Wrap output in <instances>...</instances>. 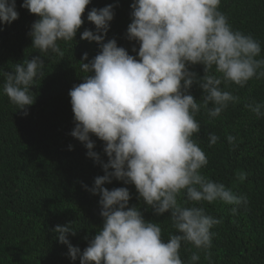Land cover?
<instances>
[{
  "label": "clouds",
  "instance_id": "9594fccd",
  "mask_svg": "<svg viewBox=\"0 0 264 264\" xmlns=\"http://www.w3.org/2000/svg\"><path fill=\"white\" fill-rule=\"evenodd\" d=\"M90 3L23 0L21 7L37 17L28 35L39 55L15 63L11 71L0 69V94L22 115L35 102L32 86L45 76L43 58L65 57L61 42L75 40ZM220 5L221 0H133L126 38L139 45L132 48L135 56L115 38L105 42L116 5L87 12L86 19L95 28H86L80 38L96 42L100 51L90 60L83 53L79 63L83 82L69 90L75 124L70 135L104 171L92 187L82 185L99 195L102 225L83 250L69 239V234L76 235L73 222L51 229L67 246L72 261L198 264L203 253L213 264L211 230L222 220L203 204L230 205L233 215L248 209L247 195H237L203 173L209 160L197 138L201 131L197 116L202 112L215 120L241 103V97L228 90L231 85L245 88L251 80H264L260 41L234 29ZM18 18L16 0H0V25ZM197 64L203 66V75L190 70ZM193 84L202 89L199 99L191 94ZM243 106L256 119H264V101L245 100ZM93 135L103 142L106 162L94 151ZM207 139L212 147L220 137L208 132ZM226 139L230 150L238 147L236 136L228 134ZM113 179L133 185L137 200L154 215L169 213L172 231L167 239L160 223L145 219L138 205L129 206L128 187L104 186ZM235 179L243 182L246 173L237 172ZM188 245L195 251L184 260L181 249Z\"/></svg>",
  "mask_w": 264,
  "mask_h": 264
},
{
  "label": "trees",
  "instance_id": "16d2710c",
  "mask_svg": "<svg viewBox=\"0 0 264 264\" xmlns=\"http://www.w3.org/2000/svg\"><path fill=\"white\" fill-rule=\"evenodd\" d=\"M132 2L91 0L82 14L84 24L75 40L61 42L65 57L43 58L45 76L31 88L35 102L28 107L27 115L0 94V264H80L79 258L72 261L68 257L67 246L58 242L51 229L73 222L76 235L69 234V239L83 250L102 225L99 195L91 194L82 185L92 187L94 178L104 175V171L86 155L88 150L83 143L70 135L75 124L68 93L83 82L79 72L83 53L87 52L90 60L100 51L96 42L80 38L86 28H95L86 19L92 7L116 5L105 42L115 38L118 46L136 55L132 48L135 45L138 49L139 45L126 38ZM22 3L23 0H16L19 18L10 25H0V69L4 71L39 55L31 48L28 35L37 17L21 7ZM220 10L234 29L260 41L264 56V0H221ZM190 70L203 75L202 65ZM228 90L239 95L241 103L230 106L215 120L203 112L197 116L201 123L197 138L209 160L202 171L210 179L231 187L237 195H247L249 205L247 210L241 208L233 215L230 205L203 204L209 214L222 220L211 230L215 233L212 260L213 264H264V119H256L243 106L245 100L264 101V80H251L245 88L231 85ZM190 91L196 99L200 98L202 89L196 84ZM208 132L220 137L212 147H208ZM228 134L237 137L235 150H230ZM91 138L95 141L94 151L106 162L103 142L94 135ZM69 145L73 146L71 150ZM241 171L246 173L243 182L235 179ZM104 186L109 190L128 187L129 206L138 205L145 219L160 223L164 239L168 238L172 231L169 213L154 215L137 200L133 185L113 179ZM192 251L195 249L191 245L182 247V258L187 260ZM198 264H208L203 253Z\"/></svg>",
  "mask_w": 264,
  "mask_h": 264
}]
</instances>
